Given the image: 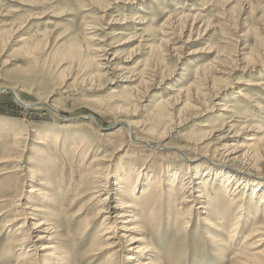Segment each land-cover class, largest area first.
Masks as SVG:
<instances>
[{
	"label": "rangeland",
	"instance_id": "obj_1",
	"mask_svg": "<svg viewBox=\"0 0 264 264\" xmlns=\"http://www.w3.org/2000/svg\"><path fill=\"white\" fill-rule=\"evenodd\" d=\"M192 8L195 11H190ZM191 14H196L194 22L184 18ZM23 38H28L25 44ZM164 41H167L165 47ZM101 47L107 52V56H104L107 57L106 60L113 59L109 66L120 68L119 72L109 70L107 74H101L105 71L99 69L98 64H106L101 56L105 54ZM218 71L222 74H217ZM132 74L144 80L151 79L150 82L158 86L148 94L146 86L135 90L137 98L128 108L131 113L129 121L136 124L133 131L142 134L141 129L146 130L151 125L160 129L162 123L154 119L156 104L173 101L175 92L189 90L191 108H185L182 103L170 112L171 131L165 143L174 147L190 146V153L180 150L183 154L190 155L192 161L185 163L190 168L199 164L201 167L209 165L213 169L222 170L218 166L222 164V160L217 156L209 154L207 158L212 159L216 163L214 165L203 163L199 159L204 151L211 148L216 136L227 131L226 127L222 130L218 127L222 122L233 125L235 129L257 125L256 127L261 128L259 137L264 134V0H0V88L10 86L9 88L18 89L16 92L23 101L34 103L38 99H46L50 90L57 87L48 99L50 104L56 105L60 114L58 116L48 108L24 109L12 94L0 91V125L8 131L0 137V151L11 143L12 125L18 128L15 130H28L18 151L13 152V157L16 158L0 163V264L22 262L20 260H23L27 250H31L30 257L24 260L33 264H45V254L52 252L51 249L40 251L45 247H54L52 255L56 258L57 254H62L65 264L135 263L136 259L125 260L129 252L126 251L124 240L113 249L96 251L98 253L90 251L101 220L94 216L96 208L84 211L88 206L87 198L69 206L70 199H73V189L63 199L54 198L59 186L57 181H63L64 186L60 184L58 190L65 193L68 186L73 187L72 184L79 180L78 170L84 163L79 166L70 157L68 166L61 164L64 155L59 151V146L55 147L56 152L53 151L52 141L46 153H53L55 161L46 157L44 159L35 152L38 146L35 144L36 133L43 137L44 132L47 134L52 130L57 131L58 129H54L59 124H63L67 127L66 132L72 131L71 133L81 129L88 130L90 126L99 130L98 126L101 125L104 128L101 130H117L119 125L114 124L110 116L102 118L98 108L101 104L124 100L123 87L127 86L124 79ZM137 83H132L131 86H136ZM219 87L223 89L214 98L212 94ZM24 88L30 91L27 92ZM238 92L244 97L240 98ZM208 94L211 95L208 97ZM84 117L90 119H83ZM76 123H82L83 126L69 128ZM216 127L221 131L211 133ZM209 133L212 135L209 136ZM143 134L150 135L145 132ZM249 134L250 131L241 132L232 143L241 145ZM125 137L126 145L112 150L109 172L114 173L115 165L134 157L138 170L140 165L149 166L146 164H152L153 160L157 162L154 168L161 165L165 175L166 169L172 170L178 166H181L183 179L187 175V167H182L184 163L174 160L177 156L165 157L159 151H153L159 152L154 155L151 153L152 149H142L134 141L131 142L127 135ZM100 139L102 138L97 135L93 137V141ZM152 142L155 146V141ZM100 144L104 145L102 142ZM129 147L138 152L131 154ZM92 149L94 151L89 153L85 165L104 150L100 146ZM41 150L45 152L43 147ZM22 166L24 171L19 169ZM16 167L19 172H12ZM38 168L50 171L49 188L45 190L33 185L31 176L27 173ZM21 171L25 174L23 177L20 176ZM113 181L114 178L110 183ZM183 182L181 179L174 185L172 200L175 207L180 203L177 192ZM15 185L21 190L20 201L16 202V206L22 207L18 209L7 196V193H13ZM113 187L115 190L110 197L118 198V188L116 185ZM32 188L41 190V195L30 193ZM212 190L216 194L218 187L214 186ZM262 191L264 188L259 190ZM218 194L211 206L218 213H228L225 211H231L229 202L221 198L222 194ZM246 197L247 195L242 204L247 200ZM161 199L163 205L161 201L155 207L160 215L151 228L153 234L148 238L144 236L146 244L155 250L152 260L162 257L165 259L167 254H172L175 261L164 264H225L221 257L216 256L213 246L208 244L205 233L202 232L204 218L212 223L216 219L207 217L204 208L197 211L195 208L199 204L195 203L188 229L182 233L172 225L176 211L171 212V206L165 205L164 195ZM26 207L25 211H20ZM33 208L37 211L32 212ZM251 210L245 222L239 228L235 226L238 228L237 237L233 248L228 251L230 255H226L227 259L238 251L247 232L253 227L255 212ZM15 212H18L16 215L19 220L7 230L4 224L14 218ZM259 215L257 220L264 223V213ZM57 217L60 218L59 221L55 220ZM214 217L216 218L215 215ZM228 217L225 231L237 220L236 212L232 210ZM39 221L47 224L41 229L49 227V233H40V229L32 231L26 227L19 230L23 222L25 226L31 227ZM86 222L90 226L83 231ZM52 224L55 228H52ZM17 232L19 235L15 236ZM24 233L28 234L29 241L24 244L15 242ZM135 235L142 236V233ZM38 236L45 239L37 241ZM181 238H184L181 246L169 250L170 244ZM228 238L229 233L225 235V239ZM48 239L50 240L47 241ZM103 240L98 241L96 249L100 248ZM142 261L147 262L146 259H141Z\"/></svg>",
	"mask_w": 264,
	"mask_h": 264
},
{
	"label": "bare ground",
	"instance_id": "obj_2",
	"mask_svg": "<svg viewBox=\"0 0 264 264\" xmlns=\"http://www.w3.org/2000/svg\"><path fill=\"white\" fill-rule=\"evenodd\" d=\"M190 11L193 12L195 11V9L192 8V10ZM184 18L191 19L194 22L196 19V14L187 15ZM169 24L170 23L168 22V26L171 25ZM27 39L28 38L22 39L24 41V44L25 41H27ZM166 42L164 44V47L167 46ZM101 48H102L101 50L102 53L103 52L105 53L102 54L101 56L103 57V60H105L107 64V65L98 64L99 69L105 71V73L101 72V74L103 75L107 74L109 70L113 73L117 71L119 72V70H121L120 68H115V67L111 68L109 66V64L113 59L106 60L107 57L104 56H107L106 55L107 52L103 50V47ZM217 74H222V72L218 71ZM132 78H137V79L132 80ZM150 80L151 79L144 80L143 78H141L136 74L135 75L132 74L130 77H125L124 82L127 83V86L123 87L124 88L123 90L125 91V94H122L124 100H119L116 102H108L106 104L100 105L98 110L99 113L101 114V117L104 118V116L106 115L110 116L112 122L116 125H119V128L115 131L101 130L104 129L102 128V125L101 126L97 125L99 127V130L98 129L96 130L93 129L94 127L92 128L89 125L90 127L89 128L87 127L89 131L87 129L86 130L81 129V130H77L76 133H71L72 131L66 132L67 127H65L63 124H59L56 125L55 126L56 128L54 129V130L58 129L57 131L52 130L47 134H45L44 132L43 137L40 136L38 133H36L37 142H35V144L38 145L35 148L36 154L43 156L44 159L46 157V159L50 161H55L54 160L55 158H53V153L49 151L48 153H46V150H48V148L51 147L50 141H52L54 144L53 151L56 150L55 147L59 146L58 148L59 151L61 152L62 156L64 155L61 164L68 166L67 161L68 158L70 157L72 158V161L75 162L76 164H79V166H81L80 164L84 163L81 166L82 171L81 168L80 170H78L80 173L78 174L79 180L77 181V183L72 184L73 187L68 186V188L66 189L67 191H65V193H61V191L58 190V188L61 187L60 184L64 186L63 181H60V179L57 181L59 186H57L58 188H56L57 192L56 194H54V198L56 200L60 198L63 199L65 196H67V192L73 189L74 191L73 199L72 200L70 199L71 202L69 203V206H72L76 202L79 203L80 201H83L87 198L86 204L88 206L86 209H84V211L88 212L91 208H96L94 216L95 218L98 217L101 220V223L97 230V235L92 244V248H90L91 249L90 251L96 252V251L113 249L114 247H117V245L121 241L124 240L127 246L126 251L129 252V255L125 258V260L129 261L136 259L135 263L133 264H159V263L164 264V262L169 263L172 260H174L172 254L171 255L167 254L165 259L164 257H162V258H155L154 260H152L153 259L152 255H154L155 250L146 244L147 239L144 237L153 234L151 228L155 225V220L160 215V212L155 211V207L161 204L162 201L161 198L164 195V199H165L164 202L166 203L164 204L168 205L169 207L171 206V212L176 211V217L172 218V215L169 216L170 219L172 218V225L174 226L175 229H180L182 233H185L188 229V226L191 221L189 220V218L192 214L193 205L195 203L199 204V207L195 208L197 211H199L200 208L202 209L204 208L206 209V212L205 211L204 212L205 215H207V217L209 218L211 217L213 220L216 219V221L212 223L209 219L204 218L202 222L203 224L202 232L205 233V237L208 240V244L210 246H213L212 250L216 252V256L221 257L222 261L225 262V264H264V223L261 222L262 220L260 221L257 220L260 216L259 213H264V191L259 192L261 188H264V182H263L264 181V134H262V137H259L258 135L261 134V132H259L261 128L256 127L257 125L256 126L247 125V127L244 126L235 129L233 125H229L226 124L225 122H222L218 127L221 130L223 127H226L227 131L224 134L222 133L216 136V138L213 141V144H211V148H209V150L204 151V154L199 157L200 161H202L203 163L206 162L210 165L211 164L214 165L216 163H214L212 159L210 160L207 159L209 158V154L212 155L213 157L214 156L219 157L222 160L221 161L222 164L218 166H221L222 170L213 169L209 165H206V167H201L199 166V164L190 168V166L185 165V163L192 161L190 155L189 154L186 155L187 152L190 153V146L189 147L181 146L182 147L181 148L176 146L175 147L169 146L165 143L168 137V133L171 131L170 125L172 124L171 121L172 117L170 112L174 110L178 105H181L182 103H184L185 108H191L189 106V102H190L189 90H186L185 92L181 90L178 93L175 92V90H171V92H175L174 95L175 97L173 98V101L168 100L156 104V114L154 119H156L157 122L162 123V127L160 129H158L157 126L153 127L151 125L146 130L141 129L142 134L141 132L140 133L137 131L135 132L132 129L133 126H135L136 124H133L132 121L131 122L129 121V117L131 113L129 112L128 108L130 107L131 102L133 100L135 101V99L137 98L135 91L137 88L146 86L145 87L147 90L146 94H148L150 91L158 87L155 84H152ZM136 82H138L137 85L132 87L131 86L132 83H136ZM149 82L151 84H149ZM24 85L25 83L23 84V86ZM33 86L31 87L33 88ZM9 87H2L0 88V91H5L8 94H12L15 101L22 108L24 109H33L39 107L42 109L48 108L52 110L54 113L58 114V116L60 115L59 112H57L58 109L56 105L50 104L48 99L54 94V92L57 90V87L52 88L51 89L52 91L50 90L49 94L47 93L48 96L46 97V99H44L43 101H41L42 99L41 100L38 99V101L34 103H30L27 101L25 102V100L23 101L22 98L19 96V94H17L16 92L18 89L15 90L14 88H9ZM25 88L24 90L27 91V89ZM222 89L221 88L218 89L216 93L212 94V96L215 98L222 91ZM238 93H239L238 96L240 98L244 97V95L241 92ZM210 95L208 94V97ZM129 97H131L132 99H129ZM141 98L142 97H140V99ZM83 119H90V117L89 118L84 117ZM94 120H96L97 122L96 118ZM82 126H83L82 123L81 124L76 123L74 124V126H69V128H80ZM2 127L3 126L0 125V137L3 133L8 132L2 129ZM218 127L213 128L212 132L211 131L210 132L211 133L218 132L220 130V129L218 130ZM15 129L18 128H14L12 125L11 143L1 149L0 156L2 157H0V163H5L6 161H9L11 158H16L13 157L14 156L13 152L16 150L18 151L22 139L25 138V135L26 136L28 135L27 134L28 130L26 129L25 130H15ZM85 131L88 132L86 133ZM244 131H250L251 134H249L245 138L244 142L241 145L233 144L232 142L235 141L234 139L237 138L238 135H240V133ZM144 132L146 134L149 133L150 135L144 136L143 134ZM211 133H209L210 134L209 136L212 135ZM61 134H63L62 137ZM96 135L102 139L98 141L95 140L93 141V137ZM126 135L131 142L134 141V143L137 146L142 147V149H152L151 153H153L154 155L161 152V154L165 157L171 158L177 156L176 159L174 158L172 159L184 163L182 164V167H187V172H186L187 175L183 179V173L180 172L181 166L175 168L173 167L174 169L172 170L170 168L166 169V175H165L162 173L161 165H158V167L154 168L157 162L155 163L153 160H152V164L151 163L146 164L149 166H144L145 164L140 165V168L138 170L136 168L137 163L135 162L136 159L134 157L130 159H125L124 162L115 165L114 173L109 172V169L111 167L109 161H111L110 159L111 156L113 155L112 150H116L115 147H120V146L123 147L124 145H126L125 144ZM152 140L155 141L154 143L155 146L152 145L153 143ZM100 142L104 143V145L100 144ZM126 143L128 145V142ZM97 146H100V149L103 148L104 150L98 152L99 154L92 157L91 161H89V164L85 165V161H87L89 153L94 151V149L92 148H95ZM41 147L45 149L44 153L42 152ZM129 149L131 150L130 151L131 154L133 153L136 154L138 152L135 151L134 148L132 149L131 147H129ZM97 150L99 151V149ZM180 150L181 151L184 150L186 151V153L184 152L185 154H183ZM153 151H159V152H153ZM19 169L23 170V166ZM19 169L16 167V170L12 172L17 173L16 171L19 172ZM157 169H159V171ZM23 171L20 172L22 173L20 174L21 177L25 175L23 174ZM49 172H50L49 169L42 170L38 168L33 172H27V173L31 176L32 179L31 183L33 185H38V187L40 186L45 190L49 188V184H48L49 183L48 180L50 179ZM61 174L65 175L66 173L65 174L61 173ZM70 177H73V174H70ZM163 177L165 179H163ZM113 178L114 181L111 184L110 180ZM181 179L184 180V182L182 183V186L179 188L177 192L178 195H180V203H177L178 206L175 207V202L172 200L174 195L173 194L175 187L174 185H177L179 181H181ZM113 185L114 186L116 185L118 188L117 191L118 198L110 197L111 192L115 190V187H113ZM16 186L17 185L14 186L15 191L13 190V193L12 192L7 193V196L8 199L11 200V203L14 204V206L18 209L22 207V206H16V202L20 201L21 190L20 188L18 189V186L17 188H15ZM214 186L218 187V191L216 194H214L212 190ZM30 193L37 196V195H41L42 191L39 189L37 190L32 188L30 190ZM217 194L218 195L222 194L221 198L226 199V201L229 202L231 211L227 209L225 212L228 213H221V212L218 213L216 208L215 210L213 209L214 207L211 206V203H215V198H217L216 196ZM245 195H247L246 197L247 200H244V204H242ZM218 199H220V196H218ZM162 205H163V201H162ZM25 209H27V207L22 208V210L20 211L21 212L25 211ZM251 209H253V211L255 212L253 218V227L251 228L250 231L247 232V235L243 239L241 247L238 249V251H235L227 259L226 255H230L228 254L229 253L228 251L233 248L232 247L233 242L237 237L236 231L239 228L238 226H240L245 222V219H247L249 214L252 212ZM28 210L30 209L28 208ZM232 210L236 212L237 220L234 222L233 226L228 231H225L224 229H226L225 227L227 225L226 221L229 218L228 216L231 215ZM31 211L36 212L37 210L33 208ZM17 213L18 212H15V216L13 219L7 220L5 222L4 227L7 230L10 227H12V225H14L16 221L19 220V217L17 218L18 215H16ZM214 215L216 216V218L214 217ZM55 220L59 221L60 218L57 217L55 218ZM87 222L89 221L87 220ZM87 222L85 223L86 225H84L83 231H85L88 228V226H90V224ZM46 225L47 224L45 222L39 221L36 224H33L31 227H28L25 226V222H23L19 226V230L24 229V227H26L32 231H38V229H40V233H49L50 231L49 227H46V229H41L43 226ZM52 225H53L52 228H55V225L54 224ZM235 226H237L238 228L237 227L235 228ZM139 233H142V236L135 235ZM228 233H229V238L227 240L225 239V235H227ZM17 235H19L18 232L16 233L15 236ZM22 236L23 237L21 239L16 240L15 242L19 241L20 244H24L27 243V241H29L28 234L24 233L22 234ZM42 239H45V237L42 236L37 237V241H40ZM50 239H48L47 241H49ZM102 239H104L102 245H100V248L96 249L98 247L97 246L98 241ZM183 239L184 238H181L180 241H177L176 243L175 242L171 243L169 246V250L178 249L181 246V242L183 241ZM36 249L37 248H34L33 250ZM44 249H48V250L51 249L52 252L53 250H55L54 247H50V248L45 247V248H41L40 251H43ZM30 252L31 250H27L26 252H24L25 254L24 258L23 260H20L22 262H18V264H33L30 261H26L30 257ZM52 252L45 254L47 257V261L45 262V264H65V262H63L64 260L62 254H57L58 256L54 258ZM141 259L142 260L146 259L147 262H143V261L141 262ZM158 261L160 262L157 263Z\"/></svg>",
	"mask_w": 264,
	"mask_h": 264
}]
</instances>
